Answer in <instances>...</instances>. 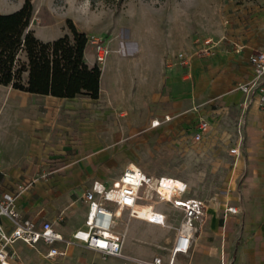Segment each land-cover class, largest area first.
Returning <instances> with one entry per match:
<instances>
[{"label": "crops", "instance_id": "crops-1", "mask_svg": "<svg viewBox=\"0 0 264 264\" xmlns=\"http://www.w3.org/2000/svg\"><path fill=\"white\" fill-rule=\"evenodd\" d=\"M141 11L135 36L126 33L120 37L114 32L107 37L104 33H97L104 36L113 48L106 65L101 68L98 98L37 94L0 83V195L20 192L16 204L24 217L54 222V210L49 209L51 204L44 202L45 198L55 190L68 192L76 189L83 198L81 213L74 216V212L69 210L66 216L71 223H55L66 238L86 227L89 208L84 193L94 181L102 182L111 175H117V179L129 164H136L128 159L126 143L124 150L122 147L129 128L156 127L164 120L172 119L177 113V102L211 94L243 100V104L253 110L249 129L258 125L264 136V111L259 107L257 96L248 97L238 88L253 76L249 55L259 43H246L243 39L233 41L235 46L230 53L227 37L222 36L216 38L219 40L216 54L206 57L194 55L190 64H184L178 54H191L198 39L193 37L190 20L184 17L182 26L177 28V24L171 23V28L166 30L164 26L169 18L157 19L151 17L149 9L142 8ZM69 18L80 31L94 33L90 21L72 16L43 19L41 26L49 28L43 29L41 34L32 22L29 28L40 39L49 41L68 32L66 21ZM95 50L88 43L85 59L90 66L97 64ZM260 50L264 47L257 51ZM232 89L235 91L229 92ZM172 101L173 109L161 110V102L171 104ZM155 121L160 123L155 125ZM250 142H254L253 135ZM258 154L264 159V150ZM78 176L87 180L76 182ZM185 195L192 197L189 191ZM253 202H257L255 207ZM233 206L238 208V212H228L227 206L226 213L234 214L233 219L239 221L242 209ZM142 207L149 208L148 213L153 211L149 204ZM248 207L251 213L264 214V204L257 194L250 198ZM140 215L147 219L148 214ZM213 216L212 212V219ZM118 223L116 229H126H120ZM27 246L30 245L19 241L14 248L18 247L23 252L28 250ZM34 248L41 250L48 260L68 255L49 258L46 256L48 248L42 242ZM86 248L105 259L100 252ZM201 249L202 246L196 245L191 257ZM238 254L240 261H245L248 256V264H262L264 243L255 240L254 244L251 242L249 246L242 247ZM13 264H18V261Z\"/></svg>", "mask_w": 264, "mask_h": 264}, {"label": "rangeland", "instance_id": "rangeland-1", "mask_svg": "<svg viewBox=\"0 0 264 264\" xmlns=\"http://www.w3.org/2000/svg\"><path fill=\"white\" fill-rule=\"evenodd\" d=\"M24 1L0 0V11L11 13ZM32 1L35 10L31 22L39 34L49 28L41 26L43 19L72 16L90 21L96 34L104 33L110 37L116 32L120 37L126 33L135 36L138 15L145 8L149 9L151 17L169 18L164 26L166 30L171 28V23L179 28L185 17L191 22L194 39L226 36L230 53L235 46L233 41L241 39L246 43H259L249 59L259 47H264V0ZM234 89L229 92L233 93ZM168 108H174L173 101L171 104L161 102V110ZM176 110L172 119L164 120L156 127H130L122 145L124 150L126 143L128 159L149 175L186 180L190 186L189 194L202 199L208 207V221L196 234L189 253L177 256L176 264H248V256L245 261H240L239 250L251 242L254 244L255 240L264 243V214H254L248 209L249 200L255 194L264 204V159L258 154L264 150V136L258 125L253 131L249 129L253 110L243 104V100L227 99L220 94L177 102ZM201 118L209 122V129L201 141H196L194 134ZM252 135L254 142L251 143ZM237 144H240V154L235 155L230 149ZM116 177L107 176L102 182L110 185ZM80 179L87 180L78 176L76 182ZM44 202L51 204L49 209L54 210V223H71L67 212L72 210L74 216H78L84 207L83 198L76 189L68 192L55 190ZM230 205L241 207L239 221L233 219L234 214L227 215L226 208ZM256 205L257 202H253V207ZM155 208L168 214L166 225L129 217L128 211L123 212L118 224L120 229L127 230L125 250L128 253L146 258L170 256L183 212L163 200L156 201ZM141 210L140 214L149 216V208L141 207ZM196 245L203 249L191 257ZM27 247L28 250L23 252L16 247L18 264H121L120 258L109 256L103 259L83 244L72 245L65 258L56 260H48L41 250Z\"/></svg>", "mask_w": 264, "mask_h": 264}, {"label": "built area", "instance_id": "built-area-1", "mask_svg": "<svg viewBox=\"0 0 264 264\" xmlns=\"http://www.w3.org/2000/svg\"><path fill=\"white\" fill-rule=\"evenodd\" d=\"M88 43L96 49V61L102 68L113 48L104 36L96 33L88 34ZM218 45L219 40L213 37L198 38L191 54L180 52L178 56L184 64H190L194 55H213ZM250 60L253 76L238 88L248 97L256 95L259 107L264 111V50L254 52ZM159 123L153 122L155 125ZM208 129L209 122L200 120L194 139L201 141ZM230 151L235 155L240 154V144L232 147ZM189 189L188 182L183 179L181 185H175L165 175L151 176L140 166L131 163L110 186L97 182L86 190L84 200L89 208L86 227L76 230L71 238H66L53 221H37L24 217L16 204L20 192L5 193L0 196V264H13L18 257L14 245L19 241L34 247L44 243L48 248L46 256L49 258L65 256L70 246L83 244L100 252L104 258H121V264H176L177 256L180 253H189L196 234L208 221L207 205L200 198L186 196ZM158 200L171 202L183 212L170 256L154 255L146 258L128 253L125 250L127 230L116 229L123 212L128 211L129 217L166 225L167 213L155 208ZM144 204H149L157 216L143 218L139 212ZM227 211L238 212V208L230 205Z\"/></svg>", "mask_w": 264, "mask_h": 264}, {"label": "trees", "instance_id": "trees-1", "mask_svg": "<svg viewBox=\"0 0 264 264\" xmlns=\"http://www.w3.org/2000/svg\"><path fill=\"white\" fill-rule=\"evenodd\" d=\"M34 10L33 1L25 0L11 13L0 11V83L37 94L98 98L101 67L85 59L88 34L69 18L66 34L42 40L29 28Z\"/></svg>", "mask_w": 264, "mask_h": 264}, {"label": "bare ground", "instance_id": "bare-ground-1", "mask_svg": "<svg viewBox=\"0 0 264 264\" xmlns=\"http://www.w3.org/2000/svg\"><path fill=\"white\" fill-rule=\"evenodd\" d=\"M165 177H167V178H169V182H172L173 184H175V185H181V179H179V178H176V177H170V176H165ZM157 216V214L154 212V210L153 211H151L150 213H149V216H147V219H149V218H154V217H156Z\"/></svg>", "mask_w": 264, "mask_h": 264}]
</instances>
